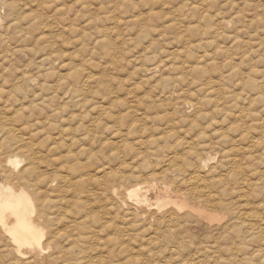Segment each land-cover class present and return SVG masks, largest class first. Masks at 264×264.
<instances>
[{
  "label": "rangeland",
  "instance_id": "obj_1",
  "mask_svg": "<svg viewBox=\"0 0 264 264\" xmlns=\"http://www.w3.org/2000/svg\"><path fill=\"white\" fill-rule=\"evenodd\" d=\"M263 122L264 0H0V264H264Z\"/></svg>",
  "mask_w": 264,
  "mask_h": 264
},
{
  "label": "bare ground",
  "instance_id": "obj_2",
  "mask_svg": "<svg viewBox=\"0 0 264 264\" xmlns=\"http://www.w3.org/2000/svg\"><path fill=\"white\" fill-rule=\"evenodd\" d=\"M40 25V24H39ZM220 67V65H219ZM147 72V71H146ZM226 79V78H225ZM2 82V81H1ZM3 84V83H2ZM206 85V84H205ZM131 93V92H130ZM164 94V93H163ZM137 95V94H136ZM158 104V103H157ZM133 109V108H132ZM205 111V110H204ZM241 115V114H240ZM133 123V122H132ZM141 123V122H140ZM264 123V122H263ZM50 124V123H49ZM134 125V124H133ZM55 127V126H54ZM89 138V137H88ZM48 140V139H47ZM11 141V140H10ZM47 142V141H46ZM20 143V142H19ZM51 148V147H50ZM37 153V152H36ZM22 157V156H21ZM63 158V157H62ZM207 158V157H206ZM27 160V159H26ZM3 161V160H2ZM18 161V160H17ZM8 165L12 166L13 171L17 170L16 167L17 163L16 161L13 160H8ZM6 165V166H8ZM8 166V167H9ZM77 166V165H76ZM75 166V167H76ZM33 167V166H32ZM31 169V168H30ZM30 169H25V171H28ZM199 170V169H198ZM32 171V170H31ZM4 172H7L4 170ZM30 173V172H29ZM28 173V174H29ZM24 174V171H23ZM10 175V174H7ZM22 176V175H21ZM43 175H41L42 177ZM122 176V175H121ZM8 177V176H7ZM18 177V176H17ZM194 177V176H193ZM21 177L17 178L20 179ZM25 178V177H24ZM32 178V177H31ZM38 178V177H37ZM195 178V177H194ZM193 178V179H194ZM16 179V180H17ZM26 179V178H25ZM21 180V179H20ZM18 180V181H20ZM29 180V178H28ZM198 180L201 183V179L197 178L195 179L194 183ZM38 181V179H37ZM58 181V180H57ZM193 181V180H192ZM9 178L7 179L6 182H3L0 180V231H2L10 241V245L12 246L13 250L15 251L16 254L20 255L21 254V247L28 245L32 247H37L41 251V246H40V233L42 229L38 226L36 220L32 216V210L34 209L35 204V198L33 195L31 196L30 193L25 189L24 184L22 183L23 186L21 188H15L11 183H8ZM25 182V180H24ZM45 182V181H44ZM203 182V181H202ZM193 183V184H194ZM199 183V182H198ZM199 183V184H200ZM27 184H25L26 186ZM39 186V185H38ZM19 187V186H18ZM122 188V187H121ZM37 189V188H36ZM67 189V188H66ZM40 190V189H39ZM120 191V190H118ZM138 188L130 191L137 193ZM32 192V191H31ZM37 192V191H36ZM41 193V191H39ZM38 192V193H39ZM203 192V189H202ZM105 194V193H104ZM194 195V194H193ZM194 198V197H192ZM43 203V202H42ZM124 205V204H123ZM126 206V205H125ZM133 206V205H132ZM40 207V206H39ZM195 211L199 212L203 217L206 218H211L216 219L217 214L210 213L209 211L204 210L201 207H193ZM206 208V207H205ZM133 211V210H132ZM39 212V211H38ZM43 213V212H42ZM41 213V214H42ZM156 213V212H155ZM39 214V215H41ZM140 216V214H139ZM47 217V216H46ZM256 217V216H255ZM253 218V217H251ZM258 218V217H257ZM137 219V218H136ZM143 219V218H142ZM38 221V220H37ZM44 221V220H42ZM245 221V220H244ZM252 222V221H251ZM254 222V221H253ZM250 224V223H249ZM264 224V222H263ZM263 227V226H262ZM260 231V230H259ZM2 233V235H3ZM6 238V237H5ZM8 242V241H7ZM9 243V242H8ZM48 244V243H47ZM49 245V244H48ZM45 246V245H44ZM47 246V245H46ZM47 248V247H46ZM4 250V249H3ZM11 250V249H10ZM33 251V250H32ZM41 254H44L43 252ZM32 255V254H31ZM53 255V254H52ZM59 255V254H58ZM31 258V257H30ZM36 258V259H35ZM43 258V257H42ZM51 259L56 260V257L52 256L49 257ZM48 258V259H49ZM75 258V257H74ZM21 259V258H20ZM47 259V260H48ZM45 260L44 258V263L47 264L48 261ZM75 260V259H74ZM78 260V259H77ZM31 263L37 264V257L32 256V259L30 260ZM66 262V261H65ZM87 262V260H86ZM28 263V261H27ZM62 264H68V261L66 263ZM243 264V263H242Z\"/></svg>",
  "mask_w": 264,
  "mask_h": 264
}]
</instances>
